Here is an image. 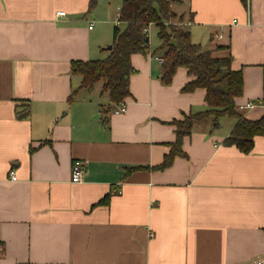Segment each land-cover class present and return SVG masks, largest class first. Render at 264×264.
<instances>
[{"label":"crops","instance_id":"obj_1","mask_svg":"<svg viewBox=\"0 0 264 264\" xmlns=\"http://www.w3.org/2000/svg\"><path fill=\"white\" fill-rule=\"evenodd\" d=\"M179 2L192 40L242 70L238 110L261 118L264 0ZM101 3L0 0V264L264 261V135L246 153L224 144L234 118L206 117L184 137L186 155L153 168L176 140L174 121L208 108L207 90L183 89L194 78L185 66L164 82L150 40L131 57L127 111H107L108 94L87 93L72 70L107 54L118 18ZM78 159L87 169L74 182Z\"/></svg>","mask_w":264,"mask_h":264},{"label":"trees","instance_id":"obj_2","mask_svg":"<svg viewBox=\"0 0 264 264\" xmlns=\"http://www.w3.org/2000/svg\"><path fill=\"white\" fill-rule=\"evenodd\" d=\"M173 1L123 0L119 9V22L113 28L112 47L105 49L106 56L73 61L72 70L82 76L81 87L90 89L96 82L104 80L103 92H107L109 99L115 104L125 101L131 94V75L136 71L131 57L134 53L149 51L150 28L155 25L159 38L155 50L164 58V82H171L179 66L187 67L194 78L183 89L192 91L198 87L206 88L208 108L191 112L183 120L174 121L176 140L171 143L170 151L165 154L162 163L153 168L163 169L177 155H186L183 149L184 137L191 134L195 124L206 117H213L215 125L224 116L234 118L235 124L224 139V144L235 145L243 152H250L255 137L264 135V115L251 120L237 108L236 98L243 94L244 88L242 70L232 68V56H216L212 50L194 42L190 29L174 21L178 19L182 22L183 15L179 16L174 10ZM113 108L114 105L109 106L107 111ZM29 114L30 106L27 104L19 115L27 117Z\"/></svg>","mask_w":264,"mask_h":264},{"label":"rangeland","instance_id":"obj_3","mask_svg":"<svg viewBox=\"0 0 264 264\" xmlns=\"http://www.w3.org/2000/svg\"><path fill=\"white\" fill-rule=\"evenodd\" d=\"M101 1H102L101 5L106 6L108 8V10H103V12H105V14H107L110 11L112 16H113V18H118L119 17L118 16L119 15L118 11L121 8L123 0H101ZM186 4H188V3L186 2ZM172 5H173L174 10L177 12V14L179 16L183 15L181 12H183L184 9H183V6L181 5V2H179V0H174ZM174 21L177 22V23H181V24L183 22V21L179 22L178 19H174ZM118 22H119V20H118ZM157 32H158L157 26H155V25L151 26L150 35H149L151 41L152 40L154 42L159 41ZM103 82H104V80L96 82L94 84V86H93L94 89H92L91 91L88 90L87 93H93L98 99L99 98L101 100L105 99L106 96H107L106 95L107 92H103V85H102ZM208 118H213V117H208ZM220 120H221V118H220Z\"/></svg>","mask_w":264,"mask_h":264},{"label":"built area","instance_id":"obj_4","mask_svg":"<svg viewBox=\"0 0 264 264\" xmlns=\"http://www.w3.org/2000/svg\"><path fill=\"white\" fill-rule=\"evenodd\" d=\"M61 15H64L65 12L64 11H61L60 12ZM92 27V26H91ZM90 27V28H91ZM218 37H222V35H219ZM159 60L160 62L164 63V58L161 56L159 57ZM254 105V102L253 101H250L248 102L246 105L244 106H241L240 108H244V107H252ZM127 111V104L125 101H121L120 103L118 104H115L114 106V112L116 114H120V113H124ZM87 169V161H84V160H76L73 164V169H72V181L74 182H79L82 180V177H83V174L84 172L86 171ZM11 174H12V179L14 180H17L18 177L15 173L14 170L11 171ZM258 264H264V261L263 260H260L258 261Z\"/></svg>","mask_w":264,"mask_h":264},{"label":"water","instance_id":"obj_5","mask_svg":"<svg viewBox=\"0 0 264 264\" xmlns=\"http://www.w3.org/2000/svg\"><path fill=\"white\" fill-rule=\"evenodd\" d=\"M148 40H149V38H148ZM112 46L111 45H109V48H111Z\"/></svg>","mask_w":264,"mask_h":264}]
</instances>
